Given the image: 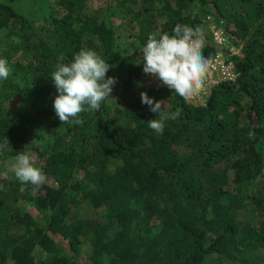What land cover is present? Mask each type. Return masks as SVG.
I'll return each mask as SVG.
<instances>
[{"label": "trees", "instance_id": "16d2710c", "mask_svg": "<svg viewBox=\"0 0 264 264\" xmlns=\"http://www.w3.org/2000/svg\"><path fill=\"white\" fill-rule=\"evenodd\" d=\"M90 2L54 0L35 17L0 2V41L11 48L0 43V58L12 69L0 80V161L27 146L38 167L50 168L39 190L21 191L0 166V264L261 261L264 0H106L93 11ZM196 5L210 7L240 47L235 79L214 86L200 106L168 88L139 91L140 53L116 47L115 24L130 25L134 43L145 46L149 34L171 35L177 24L206 30ZM81 49L105 59L106 78L117 82L99 110L79 114L82 124H62L51 75ZM141 92L163 101L166 113L179 110L162 135L148 127L158 113ZM34 113L46 114L57 133L30 147Z\"/></svg>", "mask_w": 264, "mask_h": 264}, {"label": "clouds", "instance_id": "9594fccd", "mask_svg": "<svg viewBox=\"0 0 264 264\" xmlns=\"http://www.w3.org/2000/svg\"><path fill=\"white\" fill-rule=\"evenodd\" d=\"M205 46L203 32L199 26L177 24L173 33L149 34L146 45L142 49L143 71L157 78L164 86L181 97L185 102L191 101L205 88L211 61L203 55ZM110 64L96 51L81 49L71 62L58 64L51 77L57 89L53 108L62 124L70 121L82 124L79 114L85 111H96L101 103L110 97L114 77H107ZM12 72L6 58H0V80H7ZM141 102L148 105L155 119L147 121L148 127L162 135L165 122L177 119L179 110L174 113L164 111L163 101H154L146 92H141ZM163 105V107H162ZM38 156L25 146L24 150L5 164L7 171L14 173L22 185L33 186L39 190L47 181L43 168L38 167Z\"/></svg>", "mask_w": 264, "mask_h": 264}, {"label": "rangeland", "instance_id": "374dc122", "mask_svg": "<svg viewBox=\"0 0 264 264\" xmlns=\"http://www.w3.org/2000/svg\"><path fill=\"white\" fill-rule=\"evenodd\" d=\"M106 0H92V2L89 3L88 7L90 10L95 9V5L103 6ZM0 2L7 4L11 6L15 11L17 12H23L24 14L28 16H34L37 13L42 12V8H45V4H51L52 6H55L54 0H0ZM196 14L202 19V21L205 23V25L212 20H217L216 15L213 13V10L210 9V7H202L196 5ZM115 31H116V47L120 50H125L128 52L135 51L138 56L143 46L138 45V43H134L133 36H132V30L130 28V25H125L124 23L121 24H115ZM204 34L207 33L206 30H202ZM7 39H3L0 41V43H3L2 50L3 51H9L11 48L7 45L6 42ZM131 43H134V45L130 46ZM18 79V75L15 76ZM11 78L8 77L6 81H9ZM144 87L139 86L138 90L140 91V88ZM30 121H36V126L33 129V132L35 131L38 134L37 138H34L33 136L29 138V146H42L44 140H50L55 134L57 133V127H55L53 124H51L50 120L46 117V114L39 115L37 113H34L30 116ZM13 157H8L6 159H3L0 161V166L5 168V164L8 160L12 159ZM43 168L44 172H50V168L44 164L41 166ZM7 170V169H6ZM11 172V171H10ZM50 183L55 184L52 182V179H49ZM89 252V246L86 241L83 242L81 246V250L76 254V260L79 262H84V258L86 253ZM207 264L210 263V259L207 258ZM212 264H243L241 262H237L235 260H224L215 262ZM246 264H264V258L261 261L258 262H247Z\"/></svg>", "mask_w": 264, "mask_h": 264}, {"label": "built area", "instance_id": "2783aa9c", "mask_svg": "<svg viewBox=\"0 0 264 264\" xmlns=\"http://www.w3.org/2000/svg\"><path fill=\"white\" fill-rule=\"evenodd\" d=\"M207 33L204 34L205 46L202 49L205 57L211 61L209 74L206 77L205 88L191 101L187 102L192 106L204 105L207 97L214 86L224 81L235 79L236 72L233 65V57H241L240 47L231 42L228 34L225 32L221 20L209 21L206 25ZM202 30V29H201ZM143 49V47H142ZM142 49L140 57L143 62ZM142 84L145 88L160 89L167 88L157 78L143 72Z\"/></svg>", "mask_w": 264, "mask_h": 264}]
</instances>
